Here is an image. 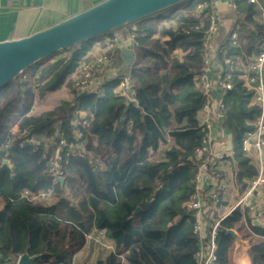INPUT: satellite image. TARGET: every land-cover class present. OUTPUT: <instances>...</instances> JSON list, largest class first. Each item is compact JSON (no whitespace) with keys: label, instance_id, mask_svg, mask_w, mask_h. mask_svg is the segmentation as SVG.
<instances>
[{"label":"trees","instance_id":"obj_1","mask_svg":"<svg viewBox=\"0 0 264 264\" xmlns=\"http://www.w3.org/2000/svg\"><path fill=\"white\" fill-rule=\"evenodd\" d=\"M233 1L236 24L213 51L212 43L209 50L203 45L209 5L195 16L196 5L204 0H186L57 51L0 88L2 254L36 255L32 264H75L87 235L103 230L114 249L95 264H196L198 238L186 203L195 192L203 159L197 158L196 149L205 134L200 109L206 98L195 77L207 54L224 76L230 55L264 49V24L253 19V6L247 0ZM132 25L134 58L125 72L107 80L99 94L73 87L71 75L88 59L92 43ZM232 32L237 46L230 44ZM237 74L233 72L231 89L221 91L220 117L232 136L234 177L243 193L257 170L242 151V138L254 128L260 110L249 104L252 94ZM122 75L129 77L133 101L115 91ZM61 90L65 94L56 96ZM80 111L88 124L79 126L83 134L76 138L73 120ZM57 132L67 144H80L84 154L67 157V148H62V184L51 176L53 147L45 145L46 138L57 139ZM8 137L11 144L3 148ZM30 137L34 142L24 141ZM43 191L50 192L46 199L36 197ZM238 240L246 247L249 264H264V225L253 223L247 207L237 206L221 220L218 264H236Z\"/></svg>","mask_w":264,"mask_h":264},{"label":"built area","instance_id":"obj_2","mask_svg":"<svg viewBox=\"0 0 264 264\" xmlns=\"http://www.w3.org/2000/svg\"><path fill=\"white\" fill-rule=\"evenodd\" d=\"M200 2L196 5L194 15L198 16L209 3ZM253 6L254 14L256 20L264 24V0H247ZM232 9H236V4L232 3ZM208 25L204 36L203 45L206 50L211 48L212 38L217 29V20L215 15L209 11L207 13ZM130 38L133 40V34L131 33ZM119 37L114 35L109 38L106 42L105 49L99 54L95 55L92 59L83 60L77 67L76 71L73 73L71 78L72 86L79 89H84L86 91H94L95 93H101L103 87L93 85L96 82L98 73L101 69L112 64L114 60V49L119 43ZM231 46H237V34L232 32L230 35ZM212 63V58L209 54L205 55L204 58V69L195 77V83L197 87L205 94V102L200 109L202 114L200 119V124L205 132L201 140V145L196 149L197 158H203L199 165V172L195 177V192L190 195L189 200L186 203V208L194 217L193 233L198 238V249L194 254L196 264H218L217 255V235L220 227L221 220L226 216H220L217 218H211L207 225V228L203 227V215L206 214V205L201 197L200 192V169L211 162H220L224 159L232 158L233 152L224 153H210L208 152V142L210 140V129L212 127V122L209 119L210 106L212 102V95L210 93L213 83L207 77V69ZM226 66L228 71L224 76H221L217 72V76L214 82L215 87H218L220 91L229 90L232 87L231 79L233 77V72H238L240 69H244L245 72L238 73L237 77L242 80L243 86L251 92V98L249 104L259 108L260 112L256 120L253 122L254 128L252 130L246 131L242 138V151L247 153L250 148L259 151L264 145V49L252 53L246 54H232L227 58ZM115 91L124 96L127 101L134 100V91L129 86V77L127 75H122ZM224 103L222 100L219 101L218 110L223 111ZM88 124L87 115L80 116L75 122L74 134L76 138H81L83 132L81 127H86ZM12 133H16V127L12 128ZM57 139L53 137L45 139L46 146H52V157L49 160V171L54 179H59V169L61 160V150L62 148H67L66 156H70L77 153L79 156L84 155L80 150L81 146L78 143L67 144L62 136L61 132L56 133ZM24 141L34 142L32 137L26 138ZM23 142V141H22ZM22 142L20 144H22ZM11 144V138H6L2 144L3 148L9 147ZM79 149V150H78ZM78 150V151H77ZM264 184V170L260 169L257 174L250 178L248 181V187L243 192L241 198L238 200L237 206L245 205L248 202L249 197L253 194V191L260 185ZM226 191V184L219 183L210 195L212 203L217 204L220 201V195ZM49 191L40 192L36 197L40 199H46L49 196ZM24 195L30 196L29 192L25 191ZM234 207V208H235ZM249 210L253 207L248 204ZM264 211V208L263 210ZM257 213L256 215H259ZM205 230V231H204ZM97 235H94V241L110 249V245L106 244L103 240L104 232L103 230H95ZM90 237L88 234L87 237ZM19 255L10 256L5 255L0 252V264H17ZM87 264V263H80Z\"/></svg>","mask_w":264,"mask_h":264},{"label":"crops","instance_id":"obj_3","mask_svg":"<svg viewBox=\"0 0 264 264\" xmlns=\"http://www.w3.org/2000/svg\"><path fill=\"white\" fill-rule=\"evenodd\" d=\"M100 1L102 0H0V41L31 35L34 32L69 18ZM232 3H234L233 0H209L210 11L215 15L217 20V29L212 38V51L221 42L226 32L236 24ZM253 19L258 22L255 15H253ZM163 23L168 24L169 20L164 19ZM134 28V25L122 28L110 35H104L92 43L91 48L86 54L88 59H92L95 55L102 52L106 47L107 40L114 35H117L120 40L114 49L115 56L112 64L101 69L93 87H102L107 80L125 72L126 64L120 52L123 48H129L132 45L133 40L129 35L131 34L130 30ZM218 70L219 66L215 61H212L207 69V77L213 83V87L210 91L212 102L210 114L208 116L212 122V127L209 132L210 140L208 142V152L214 154L233 152L232 136L228 130L222 128L220 112L218 110V104L221 100V91L214 85ZM244 72V69L238 71V73L243 74ZM72 77L73 74L71 75V78ZM64 94L65 91L61 90L59 95ZM83 115H86V113L80 111L78 113V118ZM201 116L202 114L200 113V119ZM78 118H75L73 123L76 122ZM245 155L250 158V162L256 168L257 172L260 169L264 170V145L259 151L250 148ZM210 164H213V166L209 168L206 165L200 169V192L204 204L206 205V214L203 215L202 222L204 229L207 228L211 218L227 215L236 206L243 194L239 191L235 181L234 173L236 163L233 157L224 159L220 162H211ZM248 181L249 180H247V182ZM219 183L226 184V191L220 195V201L214 204L210 199V195ZM248 204L253 207L252 210L248 208V217L253 223L254 221H258V224L254 223L256 225H264V211H262L264 208V184H260L256 190L253 191L247 204L239 207H248ZM1 206H3V202L0 200V207ZM257 213L260 214L256 215ZM234 233L236 234L235 239H238V234L235 231ZM89 235L90 237H87L82 249L75 255L74 263L77 262L80 255L83 259L85 255L90 253V249L94 247L95 243L99 244L92 239L94 235H97V231L94 230ZM103 240L109 244L111 248L107 249V252H104V248H100L104 253H102L101 257L98 259L104 258L114 249V243L111 239L104 236ZM234 248L233 255L236 264H249L246 247L243 243L238 240Z\"/></svg>","mask_w":264,"mask_h":264},{"label":"water","instance_id":"obj_4","mask_svg":"<svg viewBox=\"0 0 264 264\" xmlns=\"http://www.w3.org/2000/svg\"><path fill=\"white\" fill-rule=\"evenodd\" d=\"M186 0H102L83 11L31 35L0 41V88L39 60L95 38L124 25L171 8ZM127 66L134 53L132 45L120 52ZM9 165L8 160L3 161ZM63 182V177H59ZM137 208L132 216L138 212ZM258 224V221H254ZM227 233L236 237L233 230ZM36 255L24 252L17 264H32Z\"/></svg>","mask_w":264,"mask_h":264},{"label":"rangeland","instance_id":"obj_5","mask_svg":"<svg viewBox=\"0 0 264 264\" xmlns=\"http://www.w3.org/2000/svg\"><path fill=\"white\" fill-rule=\"evenodd\" d=\"M65 55V54H63ZM62 55V56H63ZM57 95L56 96H59L60 94V91L56 93ZM95 238V236L93 237ZM94 240V239H93ZM107 244V243H106ZM100 248H104L105 251L104 252H107L106 250L108 248H106L105 246L101 245V244H94V247H92V249H90V253H88L87 255H85V257L82 259V256L80 255V257L77 259V262L75 264H80V263H87V264H93L95 263V261L101 257L102 252Z\"/></svg>","mask_w":264,"mask_h":264}]
</instances>
